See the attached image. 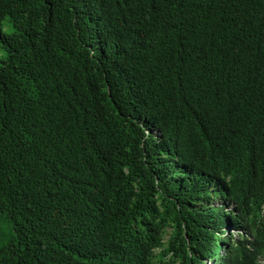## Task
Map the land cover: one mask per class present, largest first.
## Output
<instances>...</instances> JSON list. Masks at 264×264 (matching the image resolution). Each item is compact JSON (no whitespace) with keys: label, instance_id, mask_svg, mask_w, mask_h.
Returning a JSON list of instances; mask_svg holds the SVG:
<instances>
[{"label":"trees","instance_id":"trees-1","mask_svg":"<svg viewBox=\"0 0 264 264\" xmlns=\"http://www.w3.org/2000/svg\"><path fill=\"white\" fill-rule=\"evenodd\" d=\"M263 168L264 0H0V264H261Z\"/></svg>","mask_w":264,"mask_h":264},{"label":"rangeland","instance_id":"rangeland-1","mask_svg":"<svg viewBox=\"0 0 264 264\" xmlns=\"http://www.w3.org/2000/svg\"><path fill=\"white\" fill-rule=\"evenodd\" d=\"M216 204H217V202H215V205ZM1 220L2 219H0V221ZM7 229H8V226L4 222H0V244H2L3 241H4V235L6 234ZM225 229L227 231H229V228H227V226H225ZM227 231L222 233V237H226L227 236V233H228ZM232 233L234 234V232H232ZM225 234H226V236H225Z\"/></svg>","mask_w":264,"mask_h":264},{"label":"clouds","instance_id":"clouds-1","mask_svg":"<svg viewBox=\"0 0 264 264\" xmlns=\"http://www.w3.org/2000/svg\"><path fill=\"white\" fill-rule=\"evenodd\" d=\"M263 170H264V168H263ZM259 263L264 264V259L259 261Z\"/></svg>","mask_w":264,"mask_h":264}]
</instances>
